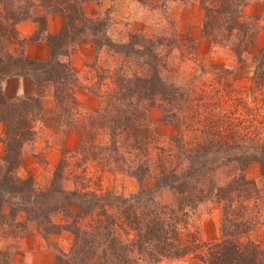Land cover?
Segmentation results:
<instances>
[{
  "label": "trees",
  "instance_id": "16d2710c",
  "mask_svg": "<svg viewBox=\"0 0 264 264\" xmlns=\"http://www.w3.org/2000/svg\"><path fill=\"white\" fill-rule=\"evenodd\" d=\"M91 1L98 0H0V123L5 145L0 158L1 236H16L15 230H20L17 238L24 235L25 223L15 219L21 213L43 235L65 230L74 236L70 252L58 254L56 264H162L187 255L203 264H264V249L250 236L260 217L249 215V203L259 200L260 192L245 176L248 166L257 163L264 181V146L258 138H248L245 122L234 118L238 107H246L247 98L264 104V59L254 56L257 64L248 96H231L232 108L222 112L218 101L209 103L217 88L210 96L193 97L163 78L165 63L156 38L131 34L128 42H112L104 34V18L85 17L83 6ZM197 1L204 13L203 36L237 56L247 53L254 29L243 14L247 0ZM51 14H59L63 25L58 34L46 37L50 60H27L26 40L19 37L17 25L31 21L42 32ZM83 37L92 39L97 52L104 48L113 58L112 72L102 62L105 65L95 70V84L81 87L99 100L97 110L86 116L79 114L73 97L77 85L71 67L59 61L69 58ZM11 77L32 79L39 97L50 86L56 110L44 115L38 98L5 100L1 84ZM106 77L114 86L102 90L100 82ZM215 85L231 90L224 79ZM157 101L162 103L161 122L178 129L175 137L163 139L149 120L148 111ZM37 121L54 133L78 132L74 153L83 160L103 159L139 183L150 177L153 185L129 197L111 191L100 196L67 191L62 186V159L46 189H38L32 178L16 174L22 147L34 139ZM186 130L192 131L191 137H185ZM162 192L169 193L168 202L157 199ZM208 203L220 208V237L201 242L195 219ZM71 204L78 210L70 211ZM57 214L70 223L55 224ZM87 218L92 219L88 228L78 226ZM3 251L0 264L8 260Z\"/></svg>",
  "mask_w": 264,
  "mask_h": 264
},
{
  "label": "rangeland",
  "instance_id": "374dc122",
  "mask_svg": "<svg viewBox=\"0 0 264 264\" xmlns=\"http://www.w3.org/2000/svg\"><path fill=\"white\" fill-rule=\"evenodd\" d=\"M103 1L91 2H96L101 6ZM109 1L111 6L99 12V16L106 21L104 34L115 43L128 42L131 34L156 38L157 43L160 44L158 53L162 58V62L165 63V68L161 72L164 79L191 91L193 97L201 93L210 96L214 91L212 88H217L218 93H214V96L210 97L212 99L209 100V103H214V100L218 101L222 112L229 111V108H232L229 107L233 106L231 96H242V98L248 96L246 89L251 85L253 70L257 64L254 61V56H258L259 60L260 58L264 59V0H247V4L243 9L244 16L253 24L254 29L253 41L247 49V53L241 54V56H237L228 47L212 43L210 39L203 36L202 21L204 13L197 0H122L123 9L126 10V13L123 14L124 20L116 19V17L122 15L115 12V6L121 0ZM102 62H107L110 65L109 70L112 72L113 58L111 52L106 51L104 48L99 52L95 49L94 62L88 66L87 70H84L86 75L92 76V85L96 82L94 74L97 71L95 70H98L100 64L101 66L105 65ZM107 77L106 80L100 82L102 90L114 86ZM219 78L227 80L232 86H230L231 90L241 91V93L232 94L231 90L228 91L226 88L216 86L215 82ZM212 84L214 85L212 86ZM211 91L212 93H210ZM161 106L162 103L157 101L148 111V117L155 124L158 134L166 140V138L175 137L178 134V129L175 126L161 122ZM79 112L81 116L89 115L83 113L81 108ZM234 118L240 122H245V127L248 128L245 131L248 138H258L264 146V104L257 105L247 98L246 107H238ZM192 134L191 130H186L185 137H191ZM75 150L62 151L60 158V161L64 160L62 186L67 191H87L98 196L106 191H111L113 195L129 197L136 194L140 187L148 188L153 185L150 177L139 183L132 177L120 174L114 166L108 165L103 159L96 160L89 157L87 160H83L82 156L75 155ZM37 160L42 165L41 160ZM18 169L16 174L19 178H22L18 174ZM52 174L42 173L38 180L32 176L23 177L22 179L32 178L38 189L45 190ZM245 176L247 179L256 182L260 192V199L249 203L250 214H248L260 217L257 230L252 232L250 236L264 249V181L260 178L259 165L253 163L248 166ZM157 199L160 202H168L170 195L168 192H162L157 196ZM68 208L72 212L78 210L73 204L69 205ZM4 212L9 213L7 207L4 208ZM198 213L195 226H197L200 241L213 242L219 239L220 208L216 204L208 203L204 204ZM53 221L55 224L70 223L62 214L54 216ZM91 222L92 219L87 218L79 220L77 224L82 228H88ZM118 232L122 234L121 231L118 230ZM13 233H16V236L10 235L7 237L6 235L1 236L2 233L0 234V251L4 250L3 252H6L5 255L8 258L5 264H14V257L19 253L18 241L20 238L17 237L20 235V230H15ZM61 233H65L67 236L65 240L60 238L53 242L50 239L51 236H57ZM39 234L45 241L47 249L54 253V264H56L58 254H68L73 246L74 236L65 230H61L58 234ZM17 262L19 264L18 259ZM162 264L203 263L193 255H187L180 259L164 261Z\"/></svg>",
  "mask_w": 264,
  "mask_h": 264
},
{
  "label": "crops",
  "instance_id": "0c3cea01",
  "mask_svg": "<svg viewBox=\"0 0 264 264\" xmlns=\"http://www.w3.org/2000/svg\"><path fill=\"white\" fill-rule=\"evenodd\" d=\"M120 2L115 6V12L122 15L116 17V19L124 20L123 14L126 13V10L123 9L122 0ZM109 6H111L109 0H104L101 6L96 2H87L83 6V12L85 17L93 19L99 16L100 10L107 9ZM62 25L63 19L59 14L46 16L45 27L42 32L37 31V24L31 21H25L17 25L19 37L26 40L24 57L34 62H48L50 60V51L46 37L58 34ZM94 58L95 49L90 37L79 39L75 52L69 58H59L60 62H66L71 67L74 83L77 85L72 90L73 97L85 114L94 113L99 105V100L95 96L81 88L90 86L92 83V76L86 75L84 70H87L88 66L94 62ZM44 89L45 94L39 97V88L33 80L23 77L7 78L1 84L5 100L38 98L42 113L48 115L56 110L57 104L52 95V88L46 86ZM33 135L34 139L30 143H25L21 150L18 174L22 178L32 176L38 180L42 173H53L60 161L62 151H74L79 141V134L74 130L54 133L43 127L38 121L34 124ZM2 136L3 126L0 123V157L5 152ZM37 159L41 160L42 165L39 164ZM16 221L25 223L26 233L18 241L19 253L14 257L15 261L13 263L18 264V259L19 264H54V253L45 246V241L38 233L36 223L32 220H27L22 214L17 215ZM54 238L55 240H53ZM60 238L65 240L67 236L65 233H61L50 237L53 242Z\"/></svg>",
  "mask_w": 264,
  "mask_h": 264
}]
</instances>
